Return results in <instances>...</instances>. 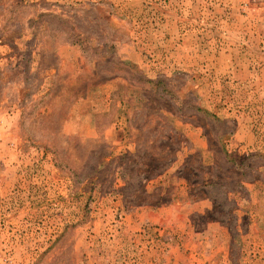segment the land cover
I'll list each match as a JSON object with an SVG mask.
<instances>
[{
  "label": "rangeland",
  "instance_id": "rangeland-1",
  "mask_svg": "<svg viewBox=\"0 0 264 264\" xmlns=\"http://www.w3.org/2000/svg\"><path fill=\"white\" fill-rule=\"evenodd\" d=\"M0 264H264V0H0Z\"/></svg>",
  "mask_w": 264,
  "mask_h": 264
}]
</instances>
